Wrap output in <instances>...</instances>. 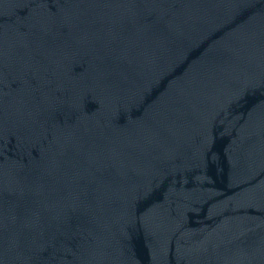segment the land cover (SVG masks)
<instances>
[{"label":"water","instance_id":"95a60500","mask_svg":"<svg viewBox=\"0 0 264 264\" xmlns=\"http://www.w3.org/2000/svg\"><path fill=\"white\" fill-rule=\"evenodd\" d=\"M0 264H264V0H0Z\"/></svg>","mask_w":264,"mask_h":264}]
</instances>
